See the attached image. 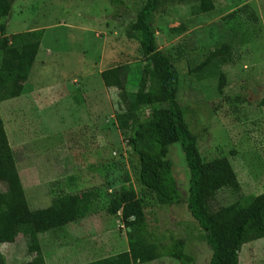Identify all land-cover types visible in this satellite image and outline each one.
<instances>
[{
  "label": "rangeland",
  "instance_id": "obj_1",
  "mask_svg": "<svg viewBox=\"0 0 264 264\" xmlns=\"http://www.w3.org/2000/svg\"><path fill=\"white\" fill-rule=\"evenodd\" d=\"M120 1L124 6L106 0H15L0 19L3 35L33 32L39 39L26 96L0 103L29 210L43 209L59 195L95 193L83 219L37 235L43 264H84L126 251L128 230L108 210L121 186L142 199L148 230L164 251L172 240H183L195 264H208L211 249L184 204L158 206L137 184L127 133L116 127L114 115L126 111V94L135 91L142 65L137 42L124 30L145 0ZM211 2L212 10L201 13L198 0H160L150 24L157 49L178 73L177 102L202 160L225 157L238 181V193L220 190L211 207H241L264 184V105L259 104L264 98V0ZM222 44L229 46L228 61L194 70ZM115 67L132 69L129 78L105 88L99 74ZM167 158L185 199L188 172L177 143L168 146ZM27 246L20 234L0 246V255L5 264H25L34 255ZM238 261L264 264V238L243 244ZM145 264L179 262L163 256Z\"/></svg>",
  "mask_w": 264,
  "mask_h": 264
},
{
  "label": "trees",
  "instance_id": "obj_2",
  "mask_svg": "<svg viewBox=\"0 0 264 264\" xmlns=\"http://www.w3.org/2000/svg\"><path fill=\"white\" fill-rule=\"evenodd\" d=\"M14 1L0 0V19L8 15ZM106 1L124 6L120 0ZM159 1L145 0L124 30L128 38L137 42L142 65L137 69L135 91L126 94V111L115 114L114 121L120 131L127 133L125 143L137 162V184L152 194L158 206L184 204L211 249L208 264H239L240 247L264 238V184L261 192L241 207L234 204L211 207L220 190L225 188L238 193L240 187L225 157L208 162L202 160L195 137L184 121L177 102L178 73L170 59L157 49L155 31L150 24ZM212 7L211 0H198V12L211 11ZM3 32L4 26L0 24V103L24 94L39 45L33 32L12 36H5ZM228 57L229 46L222 44L209 51L194 70L200 71L215 61L226 62ZM130 72L115 67L101 71L99 76L102 85L110 88L126 82ZM222 85L221 75L217 88L220 90ZM259 104L264 105V98ZM174 143L180 148L188 172L185 199L177 188L171 173L172 164L167 158L168 146ZM0 184L4 186L0 191V244H11L18 235L24 236L27 249L34 253L25 264H43L39 233L83 219L95 198L92 191L63 194L52 198L47 207L30 211L1 118ZM108 210L117 214L128 230L126 251L84 264H145L163 256L179 264H195L184 252L183 240H172L164 251L151 236L142 199L132 188L121 186L110 198ZM0 264H5L1 255Z\"/></svg>",
  "mask_w": 264,
  "mask_h": 264
},
{
  "label": "crops",
  "instance_id": "obj_3",
  "mask_svg": "<svg viewBox=\"0 0 264 264\" xmlns=\"http://www.w3.org/2000/svg\"><path fill=\"white\" fill-rule=\"evenodd\" d=\"M23 96L25 97L26 94H21L19 97L14 98L13 101L16 100V99H19V98H21V97H23ZM22 188H23V187H22ZM4 244H6V243H1L0 246H1V245H4ZM5 247H6V246H5ZM0 251H1V250H0ZM0 254H1V252H0ZM1 255H2V254H1Z\"/></svg>",
  "mask_w": 264,
  "mask_h": 264
}]
</instances>
